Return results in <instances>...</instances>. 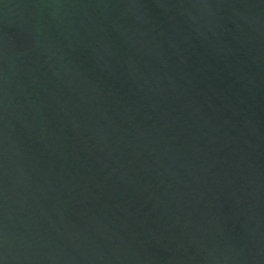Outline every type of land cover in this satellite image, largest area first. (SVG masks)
Instances as JSON below:
<instances>
[{"label": "water", "instance_id": "obj_1", "mask_svg": "<svg viewBox=\"0 0 264 264\" xmlns=\"http://www.w3.org/2000/svg\"><path fill=\"white\" fill-rule=\"evenodd\" d=\"M2 264H264V0H0Z\"/></svg>", "mask_w": 264, "mask_h": 264}, {"label": "snow or ice", "instance_id": "obj_2", "mask_svg": "<svg viewBox=\"0 0 264 264\" xmlns=\"http://www.w3.org/2000/svg\"><path fill=\"white\" fill-rule=\"evenodd\" d=\"M0 264H2V262H0Z\"/></svg>", "mask_w": 264, "mask_h": 264}]
</instances>
